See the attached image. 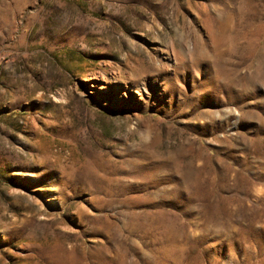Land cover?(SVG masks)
Masks as SVG:
<instances>
[{
	"label": "rangeland",
	"instance_id": "rangeland-1",
	"mask_svg": "<svg viewBox=\"0 0 264 264\" xmlns=\"http://www.w3.org/2000/svg\"><path fill=\"white\" fill-rule=\"evenodd\" d=\"M0 264H264V0H0Z\"/></svg>",
	"mask_w": 264,
	"mask_h": 264
}]
</instances>
